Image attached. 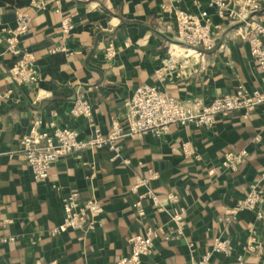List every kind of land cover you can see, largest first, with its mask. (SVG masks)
<instances>
[{
    "label": "crops",
    "instance_id": "0c3cea01",
    "mask_svg": "<svg viewBox=\"0 0 264 264\" xmlns=\"http://www.w3.org/2000/svg\"><path fill=\"white\" fill-rule=\"evenodd\" d=\"M30 1L0 0V32H12L17 13L30 16L18 47L33 55L40 78L30 85L12 83L7 70L16 57L0 47V239H7L0 242V264H116L130 253L132 236L148 228L174 231L170 217L179 208L186 210L183 237L155 241L140 264H198L221 238L230 239L247 264H264V219L232 212L250 185L264 187V104L248 117L242 112L219 116L210 130L170 125L160 137L125 138L120 142L121 161L111 160L107 148L66 156L49 168L43 181L32 179L18 146L35 119L47 132L50 123L73 129L81 141L92 137L96 128L106 135L113 121L122 120L133 91L144 84L181 102L202 105L234 94L239 85L248 91L264 88L263 72L247 44L234 36V27L220 22L207 0H177L175 5L192 15L206 10L210 22L219 26L215 33L223 47L200 59L175 40V24L163 11L171 0H57L41 11L29 8ZM241 1L225 0L230 8ZM63 19L71 26L68 33L62 32ZM259 21L264 25V13ZM108 49L111 56L106 55ZM169 60L178 66L186 63L179 77L159 82L155 71ZM81 97L91 106V122L69 113ZM256 136L259 143L253 140ZM184 144L191 155L183 153ZM241 150L247 159L236 171L221 166L223 155ZM151 171L157 178L148 189L161 200L163 211L142 198L145 188L132 192L137 179L148 178ZM72 190L83 201L94 199L102 205L99 223L94 231L62 230L53 236L52 229L62 222V200ZM169 194L178 197L176 204L166 202ZM261 208L264 211V201ZM2 220L10 223L2 227ZM250 229L262 246L258 255L243 250ZM205 264L237 261L234 255L214 254Z\"/></svg>",
    "mask_w": 264,
    "mask_h": 264
},
{
    "label": "built area",
    "instance_id": "2783aa9c",
    "mask_svg": "<svg viewBox=\"0 0 264 264\" xmlns=\"http://www.w3.org/2000/svg\"><path fill=\"white\" fill-rule=\"evenodd\" d=\"M75 2H89L90 0H74ZM164 7L163 11L168 13L175 24V40L188 47L192 53L202 59V54L212 53L221 49L223 45L215 30L218 25H213L208 17L206 10L201 11L197 16L179 9L175 3ZM48 2L57 0H31L28 7L41 11L45 9ZM237 8L228 7L225 0H207L209 9L214 10L216 18L234 27L235 37L245 42L248 46V54L264 75V25L259 21V15L264 13V0H242ZM30 16L26 13H17L14 29L12 32H0V47H5V53L16 57L15 62L7 70V76L12 83L17 86L30 85L39 82L40 78L34 67L33 55L24 53L18 47V38L29 30ZM62 32L68 33L71 29L68 19L62 20ZM111 56V50H107ZM182 61L181 66L178 62L169 60L165 65L155 71L159 82L166 79L179 77V72L185 65ZM133 95L124 105V114L121 121H113L110 131L103 135L99 128L94 130L93 136L87 140H79L77 131L69 128H58L52 123L49 124L50 131L41 128L42 122L35 119L30 126L27 134L23 135L19 141L20 153L28 166L32 179L37 181L46 180L49 168L57 161L69 155H77L85 150H100L107 148L111 154V160L121 161V141L125 138H133L139 135H152L160 137L167 132L170 125L180 128L192 125L196 128L212 129L217 117H226L234 112H242L244 117H248L252 111L264 104V88L248 91L242 85L236 87L234 94H224L218 96L209 104L202 105L197 101H179L173 99L154 85H141L133 91ZM7 95V94H6ZM5 95V98L8 96ZM69 113L73 118H84L87 122L92 121V110L90 104L82 97L77 98L71 105ZM254 142L261 140L258 136ZM183 153L192 154L188 144L182 146ZM247 159V152L241 150L235 153L223 155L221 166L231 172L236 171L237 167ZM127 164V162H125ZM93 169V168H92ZM94 171L90 177H94ZM146 179H137L132 192L139 188L146 191L142 198L148 199L154 208L163 211V204L158 196L148 189L149 183L157 176L152 171ZM246 196L238 201L233 209V213L251 212L255 214L256 221L264 219V211L261 203L264 201V187L253 183L248 187ZM168 204H176L178 197L169 194L166 197ZM138 215L143 217L144 211L139 203L135 204ZM1 211V205H0ZM102 205L94 199L82 200L77 191H70L62 200L63 218L61 225L52 229L53 236L58 235L62 230L85 233L94 231L99 223V218L103 213ZM186 210L179 208L173 213L170 221L174 231L166 232L163 229L148 228L143 235L132 236L128 240L130 253L120 256L116 264H140L141 257L152 253L155 241L163 242L176 241L184 234V216ZM1 215V214H0ZM10 223L9 220H2L1 226L5 227ZM247 245L243 248L249 254L258 255L261 253V244L256 241L255 231L250 229ZM7 239H0L6 242ZM190 246H193L190 243ZM214 254L224 256L234 255L237 264H247L242 253H236L235 246L228 238L216 239L213 245L200 257L198 264H205Z\"/></svg>",
    "mask_w": 264,
    "mask_h": 264
}]
</instances>
